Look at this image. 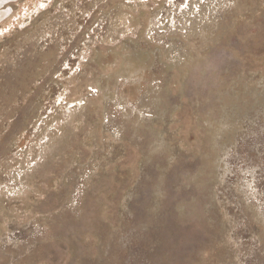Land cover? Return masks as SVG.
Wrapping results in <instances>:
<instances>
[{
    "label": "rangeland",
    "instance_id": "obj_1",
    "mask_svg": "<svg viewBox=\"0 0 264 264\" xmlns=\"http://www.w3.org/2000/svg\"><path fill=\"white\" fill-rule=\"evenodd\" d=\"M0 10V264H264V0Z\"/></svg>",
    "mask_w": 264,
    "mask_h": 264
},
{
    "label": "bare ground",
    "instance_id": "obj_2",
    "mask_svg": "<svg viewBox=\"0 0 264 264\" xmlns=\"http://www.w3.org/2000/svg\"><path fill=\"white\" fill-rule=\"evenodd\" d=\"M1 2H3V0H0V4H1Z\"/></svg>",
    "mask_w": 264,
    "mask_h": 264
},
{
    "label": "flooded vegetation",
    "instance_id": "obj_3",
    "mask_svg": "<svg viewBox=\"0 0 264 264\" xmlns=\"http://www.w3.org/2000/svg\"><path fill=\"white\" fill-rule=\"evenodd\" d=\"M6 1H7V0H6ZM0 12L3 13L2 10H0Z\"/></svg>",
    "mask_w": 264,
    "mask_h": 264
},
{
    "label": "water",
    "instance_id": "obj_4",
    "mask_svg": "<svg viewBox=\"0 0 264 264\" xmlns=\"http://www.w3.org/2000/svg\"><path fill=\"white\" fill-rule=\"evenodd\" d=\"M2 13L0 12V15H1Z\"/></svg>",
    "mask_w": 264,
    "mask_h": 264
}]
</instances>
